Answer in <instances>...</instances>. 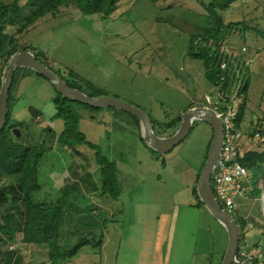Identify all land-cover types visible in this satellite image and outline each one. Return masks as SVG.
Instances as JSON below:
<instances>
[{
	"label": "rangeland",
	"instance_id": "374dc122",
	"mask_svg": "<svg viewBox=\"0 0 264 264\" xmlns=\"http://www.w3.org/2000/svg\"><path fill=\"white\" fill-rule=\"evenodd\" d=\"M32 12L26 8L23 15ZM203 13L197 0H121L107 20L82 15L75 7H61L55 16L46 14L29 26H22L20 20L3 30L6 38L0 48V80L9 48L26 46L84 91L117 97L140 107L158 122L162 136H169L173 130L165 125L187 109L224 108L218 104L222 97L220 86L211 85L202 63L186 53L188 37L200 33L199 26L207 24ZM220 14L224 23L232 24L220 45L221 51L231 57L229 109L234 114L244 106V118L237 130L238 144L242 150L256 148V142L251 144L256 140L252 134L259 121L264 123V0H239ZM15 76L11 99L14 96L16 101L9 106L11 131H20L16 138L20 144L47 147L40 162L41 189L35 193V201L53 204L59 197L64 198L66 186L76 196L70 201L73 214L67 215L73 219L65 220L75 225L62 228L63 241L59 244L57 236L54 239L61 250L70 249L83 236L96 241L105 228L109 239L115 241L123 223L147 218L148 209H157L155 203L165 202L177 213L183 231L185 220L194 222V235L189 238L196 243L192 264L221 263L227 246L224 227L205 206L195 210L189 206L194 199L191 186L212 140L209 124L196 121L182 143L167 153L156 154L140 141L126 112L74 105L80 115L79 130L117 169L120 195L113 199L101 193L99 187L94 190L99 184L94 151L83 145L58 144L64 122L55 117L56 93L51 83L27 68L17 69ZM244 78H248L246 93ZM13 185L12 178L0 176V218L16 230L24 203L18 194H13L10 201L1 194L4 190L14 192L10 190ZM259 185L252 178L246 181V190H253L243 196L249 204L247 211L253 226L247 227L245 236L251 244L264 245V183ZM64 206L66 211L68 206ZM80 214L104 221L105 225L97 232L92 226L85 227L90 229L86 231L76 220ZM153 217L154 214L150 216ZM241 233L244 234V227ZM5 236L13 239L7 238L0 245V264H15L12 254L7 255L11 241L18 243L16 252L24 264H49L46 246L23 244L19 232ZM113 246L116 244L110 241L103 264L113 261ZM43 247L44 252L39 253ZM70 259L58 260L56 264H102L100 253L89 245Z\"/></svg>",
	"mask_w": 264,
	"mask_h": 264
},
{
	"label": "trees",
	"instance_id": "16d2710c",
	"mask_svg": "<svg viewBox=\"0 0 264 264\" xmlns=\"http://www.w3.org/2000/svg\"><path fill=\"white\" fill-rule=\"evenodd\" d=\"M150 1L152 3H157L161 0ZM207 1L208 2L205 3L204 0H197L199 5L203 9V18L207 21V24L202 26L198 25L201 29V32L192 34L188 37V48L186 50V53L190 59L198 60L202 63V66L205 70V77L211 85L220 86L219 89L222 92V97L218 100V104H223L224 108H219L222 111L227 112L230 106V98L228 93L231 84L230 68L232 65L230 61L231 57L221 51L220 45H222V41L225 39V36L229 34L232 24L224 23L220 12L228 9L230 5L239 0ZM20 2L21 0H0V48L2 47L6 38L3 34V30L7 25H15L18 21L21 20L22 26H29L35 23L37 19L45 16L46 14H52L55 16L59 12L61 7H75L80 11L82 15H96L103 20H107L116 11L121 0H26V2L23 4H21ZM26 8H31V10L33 11L28 16L23 15V12ZM28 48L29 47L18 45L11 46L5 55L6 62L17 50L24 49L33 52L37 59H39L42 63L48 65L45 60L38 57V54L36 52L28 50ZM222 65H224V67L228 65V67L224 68L222 67ZM49 67L53 69L51 66ZM55 72L58 73L70 87L77 88L89 96L99 95L98 93H95L93 91H84L80 86L78 87V85L73 82V80L69 82L60 72ZM15 73L11 88L9 90L6 116L7 122L3 129L0 130V176H6L12 178L15 181V185L10 187V190L13 189L15 193L12 191L4 190L1 192V194L6 201H10L13 197V194H18L21 197L25 208L22 213V220L19 222L16 230L11 228L9 222H2L0 218V245H4L7 238L13 239V236L6 237L5 235L19 232L21 234L20 240L22 242L37 244L39 246H46L49 251V264H56L58 260H67L74 257L84 246L91 244L97 246L101 239H99L98 242L93 243L94 241L91 238L83 236L80 237L78 242L70 249L64 250H61L55 244L54 239L55 236L58 235V230L60 228L58 223L59 210L57 207V203L50 204L47 202L35 201V193L40 191L41 189L38 180L40 162L47 147L27 146L18 143V141L16 140V135L11 131V127L9 126V116L11 115L9 106L11 105V103L13 104L16 101V98L14 96L13 99H11V89L13 88V85L16 81ZM69 74L73 76L72 72H69ZM234 75V79H236V74L234 73ZM247 87L248 78H244V93H246ZM55 93V117L62 119L64 122V129L60 137L58 138V144L69 147L83 145L94 151V160L97 165L96 171L97 174H99V184H95L94 190L99 187V191L101 193H105L111 198L117 199L120 195V189L118 187L116 178L117 169L112 162L108 161L100 154L99 149L95 144H92L91 142L86 140L84 134L79 130L80 115L73 108V106L82 105L84 107L97 110L100 108H93L79 102L70 101L64 98L56 90ZM128 115L132 118V126L134 128H137V131L139 132L140 141L152 152L160 154L144 143L140 133L141 126L139 119L133 115ZM243 118L244 106H241L234 112L233 116V126L236 130L241 127ZM151 120L157 134L162 136L163 134L157 129L158 122H156V120L152 117ZM180 122L181 116L178 115L173 121L165 125L167 126V128L173 130V132H171L170 134L174 133V131L178 128ZM256 133L259 134L258 138L255 137ZM261 137H264V123L259 121L255 125L254 132L252 134V138L256 140L251 142V144H254V142H256L257 146L256 148L243 149L244 154L240 159L241 163L248 170V178H252L255 182L260 183V185L264 183V140H261ZM207 153L208 149L206 150V155L202 162L201 168L203 167L204 162L207 158ZM200 170L196 173L194 183L191 186L190 190L192 196L196 199V203L194 204V206L204 208V203L200 200L196 190V183L198 181ZM66 188L67 187H65L64 193L67 195ZM0 202H2L1 199ZM239 226L240 228H242L241 225ZM16 249H8L7 255L9 253L12 254L11 257L15 264H24L20 255L17 254Z\"/></svg>",
	"mask_w": 264,
	"mask_h": 264
},
{
	"label": "water",
	"instance_id": "95a60500",
	"mask_svg": "<svg viewBox=\"0 0 264 264\" xmlns=\"http://www.w3.org/2000/svg\"><path fill=\"white\" fill-rule=\"evenodd\" d=\"M19 68L30 69L44 77L57 92L70 101L79 102L93 108H115L135 116L140 121V132L144 143L160 154L167 153L180 144L189 135L194 122L202 121L209 124L213 135L207 158L200 170L196 190L206 209L224 227L227 233V246L220 264H234L237 262L236 257L241 232L239 223L218 204L210 186V176L223 142V121L219 112L205 106L191 107L181 113V122L174 133L169 136H161L155 131L151 117L140 107L117 97L109 95L89 96L77 88H72L67 85L58 73L37 59L33 52L19 49L9 58L1 77L0 130L3 129L7 122L9 90L13 82L14 73ZM13 133L16 137L20 136L18 129H14Z\"/></svg>",
	"mask_w": 264,
	"mask_h": 264
},
{
	"label": "crops",
	"instance_id": "0c3cea01",
	"mask_svg": "<svg viewBox=\"0 0 264 264\" xmlns=\"http://www.w3.org/2000/svg\"><path fill=\"white\" fill-rule=\"evenodd\" d=\"M66 187L67 195L64 193V198L59 197L58 200H55V203H57V207L59 210L58 223L60 228L57 235L58 244L63 241L61 240L63 238L61 236L63 232L62 228L69 226L70 229L72 225H75V223H70L71 220H69L68 222L65 221L66 219H73V217L69 218L67 217V215L73 214L71 211L72 209L69 208L71 206L70 201H73L72 199H76L74 192L73 194L71 193L72 195L70 194V187ZM63 190L65 192V188H63ZM90 193H93V191ZM194 199L189 204V206H191L190 208L194 210L201 209L194 206V204L196 203V199ZM237 200L240 203V216L238 217L232 214L231 215L237 220L239 225L242 226V229L244 227V234L240 232L241 240L242 237H246L245 232L247 230V227L253 226V222L252 220H250L249 212L247 211L249 205L247 200L244 197H240ZM64 205L68 206L66 211L64 210ZM154 206H156L157 209H153L151 211L150 209H148L149 211L147 215L149 216L147 218L139 220L133 219L127 223H123V225L121 226V231L116 236L115 241L109 239L110 237L108 229L105 228V232L101 233L99 236V239H101L99 244L97 246H94L92 244L89 245L93 246V248L97 249V251L100 253V261L102 264L103 262H105V259H107V257H105V249L110 241L116 244L115 248L113 246V251L110 253V256L113 259L111 264H192L194 256L193 251L196 243L189 238L193 237L194 235V222L185 220L186 227L183 231V227L177 219V213H174V210L171 209L167 203H155ZM152 214H154L155 217L150 218ZM171 215H173V218H171ZM82 216L83 215L80 214L79 218H77L76 220H79L81 222V225L82 227L84 226V229L85 227L92 226V228H94L97 232V230L100 229L101 225L104 224V221H99L97 219L91 220L85 217L83 218ZM105 223L107 224V221ZM85 230L90 231V229ZM209 232L211 233L212 231ZM99 239H97L93 243L98 242ZM22 243L24 244L25 242ZM33 248L35 250L37 249V247ZM43 249L44 247L39 248V253L40 251L44 252L42 251ZM67 260H65V262L71 261V259Z\"/></svg>",
	"mask_w": 264,
	"mask_h": 264
},
{
	"label": "built area",
	"instance_id": "2783aa9c",
	"mask_svg": "<svg viewBox=\"0 0 264 264\" xmlns=\"http://www.w3.org/2000/svg\"><path fill=\"white\" fill-rule=\"evenodd\" d=\"M214 109L222 117L223 142L210 176V186L218 204L230 214L239 217L240 203L237 199L253 191L246 190L248 170L240 161L244 150L239 147L237 130L231 124L234 114L230 109L227 112L217 107ZM255 137L258 138L259 134L256 133ZM261 140H264V137H261ZM262 202L264 203V194ZM16 248V242L9 243V250ZM236 259L237 262L234 264H264V245L251 244L246 237H242Z\"/></svg>",
	"mask_w": 264,
	"mask_h": 264
}]
</instances>
